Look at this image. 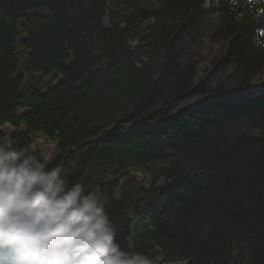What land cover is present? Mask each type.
<instances>
[{"label": "trees", "instance_id": "16d2710c", "mask_svg": "<svg viewBox=\"0 0 264 264\" xmlns=\"http://www.w3.org/2000/svg\"><path fill=\"white\" fill-rule=\"evenodd\" d=\"M262 10L0 0V128L20 145L35 134L55 143L52 165L103 198L125 251L155 264H264ZM205 42L215 53L203 70ZM52 71L55 83L24 81Z\"/></svg>", "mask_w": 264, "mask_h": 264}, {"label": "clouds", "instance_id": "9594fccd", "mask_svg": "<svg viewBox=\"0 0 264 264\" xmlns=\"http://www.w3.org/2000/svg\"><path fill=\"white\" fill-rule=\"evenodd\" d=\"M0 264H155L125 251L105 206L33 145L0 134Z\"/></svg>", "mask_w": 264, "mask_h": 264}, {"label": "rangeland", "instance_id": "374dc122", "mask_svg": "<svg viewBox=\"0 0 264 264\" xmlns=\"http://www.w3.org/2000/svg\"><path fill=\"white\" fill-rule=\"evenodd\" d=\"M103 22L104 24H107V20L106 18H103ZM196 52H197V47H196ZM200 53L204 54L205 57V64L203 66H201V69H203V67L208 66V61L214 56L215 53V45L212 43H206L205 45L200 47ZM204 70V69H203ZM24 75V81L27 80H40V81H45L48 79H51V83H55L59 78L60 75H58V73L56 71H52L48 74H41L39 72H27V73H23ZM261 81L264 80V76L263 78L260 79ZM194 100L190 99L189 101L183 102V103H178L176 106L173 107V109L170 111L168 118L172 117L173 115H175L178 111H180V109L182 108V106L185 107H189V105L192 104ZM183 107V108H185ZM182 108V109H183ZM22 113V110H19L17 114ZM21 127L24 129V126L21 125ZM0 130L4 133V134H10L12 127L10 126V124L6 123L5 125H3ZM32 145L37 148V150L39 151V153L48 156V157H52V161L55 159V157L57 156L58 152L55 146V143L50 142L48 139H46L43 135L41 134H35V136L32 138ZM136 174V176H138L139 178H141L143 176V174L141 172H134ZM98 195V194H97ZM100 195H98L99 197ZM103 200V198H101V201ZM162 264H186V261H177V262H163Z\"/></svg>", "mask_w": 264, "mask_h": 264}, {"label": "snow or ice", "instance_id": "6c2138e0", "mask_svg": "<svg viewBox=\"0 0 264 264\" xmlns=\"http://www.w3.org/2000/svg\"><path fill=\"white\" fill-rule=\"evenodd\" d=\"M262 2H264V0H262ZM262 12H264V10H262ZM262 34H264V33H262Z\"/></svg>", "mask_w": 264, "mask_h": 264}]
</instances>
